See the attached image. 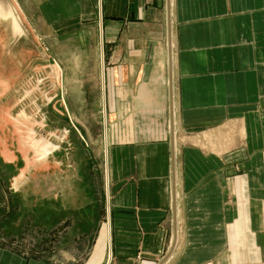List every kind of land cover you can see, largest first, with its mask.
<instances>
[{"label":"crops","instance_id":"crops-1","mask_svg":"<svg viewBox=\"0 0 264 264\" xmlns=\"http://www.w3.org/2000/svg\"><path fill=\"white\" fill-rule=\"evenodd\" d=\"M44 6L41 23L57 32L79 29L85 51L100 52L90 66L105 98L110 225L103 224L83 263L74 259L68 229L59 249L65 260L4 257L0 264H155L174 236L177 245L162 264H264V0H46ZM58 14L65 21L59 29ZM168 37L172 90L137 92L145 55L166 49ZM80 63L76 56V73ZM93 130L80 134L92 142Z\"/></svg>","mask_w":264,"mask_h":264},{"label":"rangeland","instance_id":"rangeland-1","mask_svg":"<svg viewBox=\"0 0 264 264\" xmlns=\"http://www.w3.org/2000/svg\"><path fill=\"white\" fill-rule=\"evenodd\" d=\"M14 1L48 52L49 62L60 69L45 87L39 79L41 74L51 76L48 67L34 62L29 66L32 69L23 72L6 69L0 33V262L4 257L11 263L65 260L59 249L66 246L69 229L74 259L83 263L94 253L101 227L107 222L102 85L98 70L90 66V60L95 61L97 54L99 59L100 52L85 51L86 42L76 33L79 29L61 27L63 14L55 16L56 25L60 21L59 32L50 23H41L46 0ZM139 34L145 38L144 33ZM170 37L168 58L162 47L148 50L137 92L172 90L174 49ZM96 42L97 37L91 35V47H96ZM76 56L81 61L77 73L72 67ZM89 127L94 129L92 142L80 134L82 128ZM175 199L172 191L173 213ZM83 237L86 242H81ZM176 245L174 236L168 252L163 251L155 264L168 261Z\"/></svg>","mask_w":264,"mask_h":264},{"label":"water","instance_id":"water-1","mask_svg":"<svg viewBox=\"0 0 264 264\" xmlns=\"http://www.w3.org/2000/svg\"><path fill=\"white\" fill-rule=\"evenodd\" d=\"M0 33L4 38L1 50L4 53L6 69L17 68L23 72L26 69H32L29 66L37 62L43 68L51 69V76L44 75L43 77L41 74L39 83H43L45 87L49 85L51 79H56L59 67L49 62L48 52L45 51L38 37L34 35L29 22L26 21L14 0H0Z\"/></svg>","mask_w":264,"mask_h":264},{"label":"bare ground","instance_id":"bare-ground-1","mask_svg":"<svg viewBox=\"0 0 264 264\" xmlns=\"http://www.w3.org/2000/svg\"><path fill=\"white\" fill-rule=\"evenodd\" d=\"M102 54V53H101ZM174 62V61H173ZM57 65V64H56ZM57 67H59L58 65H57ZM59 69H60V67H59ZM172 85V84H171ZM104 96H103V99H102V112H103V127H105V125H106V112H104ZM66 109H67V105H66V101L64 100V105H63ZM68 111V110H67ZM71 119V118H70ZM29 136V135H28ZM103 144H104V157H105V163H104V173H105V182H104V188L106 189V194H107V198H106V202H107V200H108V190H109V188H108V180H109V173H107L108 171H107V157H106V155H107V146H108V143L106 142V130H104V135H103ZM49 142L47 141V143L44 145V153H46V148H47V145H49L48 144ZM40 148V147H39ZM43 151H42V153H43ZM106 218H107V227L110 225L109 224V218H108V214L106 215ZM109 229V228H108ZM180 236V235H179ZM109 248H110V246H109ZM111 256V251H110V249L108 250V256L107 257H110Z\"/></svg>","mask_w":264,"mask_h":264}]
</instances>
